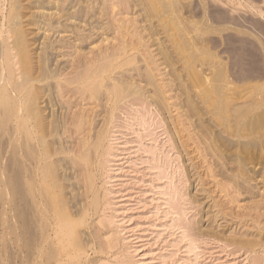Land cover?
I'll list each match as a JSON object with an SVG mask.
<instances>
[{
	"label": "rangeland",
	"instance_id": "1",
	"mask_svg": "<svg viewBox=\"0 0 264 264\" xmlns=\"http://www.w3.org/2000/svg\"><path fill=\"white\" fill-rule=\"evenodd\" d=\"M112 1L109 0L110 3L106 5V8L109 6L106 9L108 10L106 23L110 26L105 27H110L109 31H101L102 34L105 33L103 36H99V39L96 36L88 44L86 43L87 46L84 44L83 53L81 51L77 61L81 62L80 66H83V69L84 66L87 68L90 60L96 62L101 60V57L105 59L108 55H112L126 39L130 44L126 50L127 55L134 54L139 58L138 60H142L141 55L148 57L147 53H150V60L157 62L152 67L155 76H158L156 80L159 88L156 99H159V102L152 98L154 89L146 86L144 79L138 76V72H134L132 74L135 80L143 87L146 95L127 97L114 109L112 104L104 100L99 109L100 118L97 119L96 110L91 108L94 107L92 101L84 100L76 86L72 85L73 88L68 85L63 86L65 97L62 101L66 106L69 125L67 135L63 137L61 143L64 147L63 151L67 149V154L74 153L70 157L64 155L66 154L64 152L63 155L56 156L55 160H65L68 170L73 167L74 171L71 169L73 174L71 170L69 173L67 171L68 183H65L66 193L69 195L67 202L74 220H79L80 215L85 211L83 226L82 224L78 226L77 231L82 246L80 250L85 251L88 256L83 252V257L77 254L80 253L79 251L66 248L60 256L61 261L63 264H76V262L80 264H264L263 159L261 160L260 155L252 150L249 151L250 153L246 152L247 155L245 153L243 155L241 151L244 152V149L241 150V145H237V139L224 133L228 123L226 120L218 119L216 113L223 108L222 104L219 105L220 102L219 106L216 103L221 100L220 97L224 93L216 96L220 99L217 102L216 98L214 99L217 92L215 85L220 83L215 84V81H210V85H214L213 88L202 85L196 80L193 81L196 85L193 87L194 83L192 85V81L190 82L186 71L183 70V62L174 67L181 72L174 76L171 67L161 64L162 61L157 56V46H151L153 44L148 38L149 33L144 32V28L156 25L159 36L161 35L156 37L161 38L165 46L173 51L174 47L168 42L164 27H168L171 33L177 34L180 26L176 28L174 21L179 17H183L182 19L185 17V23H189L188 25H191L190 22L193 23L191 26L194 28L193 35L197 36L200 45L209 42L204 44H207L209 50L213 45L218 46L211 50V54L216 53L219 61L221 59L224 63H229L227 65H233L239 61L237 59H240L238 58L240 54L239 56L245 61L243 68H238L237 64L234 67L241 70L239 72L243 77H246L248 71L256 65L260 68L259 71L261 70L260 75L264 76V4L261 0H176V2L162 0L165 4L161 2L160 5V1L157 0L159 5L155 3L159 9L155 7L156 12L152 8L149 10L148 5L146 8L149 12H144V7L135 5L132 0H118L114 4ZM6 2L7 6L8 1ZM113 5L118 7L115 11ZM165 5H169V8ZM177 11L179 14L176 13ZM146 16L152 21L147 23ZM107 34L108 36H105ZM135 34L140 37L136 38L133 36ZM177 38V42H181L180 36ZM141 39L144 43L140 41ZM180 44L182 45V42ZM142 45L146 46V52ZM181 45L176 51L179 55L185 52L184 46ZM201 46L196 50L195 56L197 53L201 55L198 54L196 57L194 66L201 68L202 65V68L208 69L207 74L213 79V76L217 75L215 68L218 65L216 67L211 65H216L217 60L211 64L213 60H208L210 52H205ZM203 50L206 55H203ZM155 56L156 59L152 58ZM203 59L205 65L202 63ZM145 65L143 61L138 64L144 74ZM76 67L68 68L70 71L69 73L65 71L67 73L63 78L69 76L67 80L72 79L76 75L72 73L81 70ZM248 82L249 80H244L243 84L241 83L243 86L239 83L238 87H241V90L246 89L249 86ZM204 85L205 87H202ZM212 88L215 91H212ZM261 92L259 90L258 94H264V88ZM83 109L84 111H81ZM75 112L94 115L96 131L100 129L104 131L103 143L97 152L93 151L89 165H85L86 163L79 159L81 152L84 151L81 144L83 135L80 137L76 133L75 126L72 127ZM257 158L259 164L252 161ZM244 162L249 165L246 163V166L243 165ZM92 165L93 167L89 168ZM75 169L79 173H75ZM88 176L93 180L92 183L89 182L92 186L88 183V180L90 181ZM95 195H98L96 198L100 199L98 201L100 205L97 204ZM93 198L98 206L94 205V209ZM60 248L61 245H58V249ZM73 251L76 253L73 254ZM68 255L71 256L70 261L65 259ZM77 255L82 257L76 258ZM3 256L0 258L3 264H9L10 255H7L6 259L5 255ZM87 257H90V260Z\"/></svg>",
	"mask_w": 264,
	"mask_h": 264
},
{
	"label": "bare ground",
	"instance_id": "2",
	"mask_svg": "<svg viewBox=\"0 0 264 264\" xmlns=\"http://www.w3.org/2000/svg\"><path fill=\"white\" fill-rule=\"evenodd\" d=\"M7 1L8 5L6 6V0H0V258L5 255L6 259V256L10 255L9 264H63L60 256L66 248L79 251L80 253H77L78 255L81 254L83 256V252L84 255L86 254L85 251L81 252L80 250L82 246L79 243L80 240L77 231L78 226L81 224L83 226V218L85 217L83 214H85V211L82 212L83 214L80 215L79 220H74L67 202V197L69 196L66 193L67 187L65 185L68 181L67 171L69 173V170L73 167L68 170L65 166V160H55L56 156L63 155L64 152H66L64 155H70V157L74 153L70 152V154H67V149L63 151L64 147L61 143L64 140L63 137L67 135V127L69 125V117L65 109L66 106H64L65 104L62 101L63 97H65L63 95L65 92L63 86L68 85L71 88L76 86L84 100L92 101L94 105L90 104V106H94L91 108L96 110L95 117L98 119L100 118L99 109L104 100L112 104L114 109L118 103L127 97L146 95L143 87L135 80L132 74L134 72H138V76L144 79L146 86L154 89L152 90L155 91L154 93L151 91L153 93L152 98L159 102V99H156L159 88V85H157L158 81L156 80L158 76H155L152 67L157 62L155 63V60H150V53H147L149 54L148 57L144 54L141 55L142 60H138L139 58L134 54L127 55L126 50L130 47V44L128 40L124 39L123 43H121L119 48L115 49L116 52L112 53V55H108L105 59L101 57V60L99 59L96 62H92L89 59L91 62L89 61L90 63L88 67L86 66L87 68L84 66L83 69V66H80L81 62H78V58L81 55L84 44H88L96 36L99 39V36L105 34H102V32L109 31L108 29L110 27H105L110 26L106 23L108 14V10L106 11V9L109 7L106 8V5L110 3L109 0ZM115 1L118 2V0H113V4ZM158 1H160L159 4L162 2V0ZM261 1L264 4V0ZM132 2L137 6L144 7V12H149L147 10L148 7L149 10L151 8L155 10L154 8H158L159 5L157 0H132ZM162 3L165 4L164 2ZM116 5H113L114 11L118 8ZM167 6L169 8V5ZM147 14L149 15V13ZM146 17L147 23L152 21L149 20L150 17ZM182 18L175 19V23L171 20L176 28L178 25L180 26L177 34L181 38L179 40H181L182 45L180 44L181 42H177V34L171 33L168 27H164L166 31L165 36L169 39L168 42L172 43L175 51H171V48L169 47V49L168 46H165V42L161 38L156 37L159 36L156 25L153 24L155 27L150 26L149 28H144V32L148 31L149 33L148 38H150L149 40L153 44L151 46H157V56L160 57L161 64H166L168 67H171L173 69V75L177 76L181 72L178 69H174V67L178 63L183 62V70L186 71V75L190 79V82L192 81V85L194 83L193 81L196 80L202 83V85H207V87L212 86L210 85V81L212 80L213 82L215 81V84H217L216 82L220 83L215 85L218 93L216 92L214 99L216 96L224 93L220 97L221 100L218 97L216 98V102L218 100L220 101L215 102L216 105L219 102V105H223L222 110L217 111V108L216 113L218 114V119L226 120L228 123V126L224 128V133L229 134L231 138L237 139V145H241L242 147L239 148L241 150L244 149V152L243 150L241 151L243 155L251 150L256 151L260 155L261 160L263 159L264 161V94H258L259 90L261 92L264 88V76L260 75V68L257 65L252 70L250 69L251 71H248V68L247 71L249 74L243 77L241 72H239L241 70H238L245 62L239 56L240 54L238 55L240 59H237L239 61L237 63L235 62L238 68L234 67L236 64L227 65L229 63L226 64L221 59L219 61L216 53L211 54V50L218 48V46L213 45L211 47V44V46H208L211 47V50H209L206 47L209 42L204 41L207 44L204 45L205 43H202V47L197 42V36L193 35L194 28L191 27L193 25L190 22L191 20L189 21L191 25H188L189 23H185V17V20ZM105 36H108V34ZM133 36L136 38L140 37L138 34ZM106 40L104 39V41ZM142 40L140 41L143 42L144 40ZM180 45L184 46L185 49L183 55L182 53L179 55L176 52L177 47ZM198 46L205 49V52H210L209 56L211 58L209 57L208 60H213L211 64L214 63V60H217L216 65L214 64L215 66L211 65L213 67L218 65L215 68V75L216 72L217 75L216 77L213 76V79L210 78L211 75L209 76L207 74L208 69L202 68V65L201 68L194 66L196 57L198 54L201 55V53H197V56H195L196 50L199 49ZM143 49L146 52L147 48L145 45ZM251 51L253 52V50ZM202 53L203 55L207 54L204 53V50ZM152 58L156 59V56ZM142 61L146 63L145 74L140 66H138ZM199 61L201 62V59ZM204 62L205 60L203 59L202 63ZM77 63L78 66L76 67ZM75 67L76 69L81 68V70L72 73L73 75L76 74L72 79L67 80L69 76L64 79V74L70 71V68L74 69ZM244 80H249L250 84L248 82V88L245 85L246 89L242 87L243 90H241L238 84H241ZM262 82L263 84H260ZM243 83L247 84L245 82ZM72 85L74 86L72 87ZM205 85L202 87H205ZM194 86H196L195 83ZM213 88L212 91H215ZM79 93L76 95L79 96ZM113 109L111 111L112 113ZM81 111H84V109ZM78 114L76 113L72 120L74 124L72 127L75 126L76 133L80 137L83 135V142L81 144H83L84 151L82 149V154L78 156L80 160L86 163L85 165H89L93 151L97 152L103 143V138H105L104 131L101 129L96 131L94 115H86L85 113ZM64 142L67 145L66 141ZM233 146L236 148L235 145ZM252 154L254 155V152ZM73 157L75 158V156ZM79 159L78 161L80 162ZM252 161H256L259 164L258 158ZM245 163L243 165L246 166L247 163ZM262 163L264 165V162ZM92 167L93 165L89 168ZM77 172L76 170L75 173ZM90 174L92 175V173ZM91 178H93V175ZM91 178H89L90 181L88 180V183H92L93 180ZM70 184L72 185V183ZM75 186L77 187V185ZM69 193L71 194L70 191ZM98 195L94 197L97 202L100 200L97 199L98 197L96 198ZM95 199L93 200L95 204H92L93 209L95 208L94 205L96 207H98L97 204L100 205L99 202H95ZM75 209L77 211V208ZM76 213L78 214V211ZM86 218L88 219V217ZM85 238L87 237L85 236ZM58 245H61L60 249H58ZM78 255L76 258L82 257ZM67 257L65 259H69L70 261L71 256L69 258ZM74 259L75 256L72 257L71 261L73 262ZM1 260L0 264H3L4 262ZM76 264L80 263L76 262Z\"/></svg>",
	"mask_w": 264,
	"mask_h": 264
}]
</instances>
